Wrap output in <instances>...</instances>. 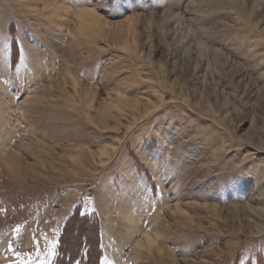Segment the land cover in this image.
<instances>
[{
  "label": "rangeland",
  "instance_id": "1",
  "mask_svg": "<svg viewBox=\"0 0 264 264\" xmlns=\"http://www.w3.org/2000/svg\"><path fill=\"white\" fill-rule=\"evenodd\" d=\"M232 1L0 0V264H264V0Z\"/></svg>",
  "mask_w": 264,
  "mask_h": 264
},
{
  "label": "bare ground",
  "instance_id": "2",
  "mask_svg": "<svg viewBox=\"0 0 264 264\" xmlns=\"http://www.w3.org/2000/svg\"><path fill=\"white\" fill-rule=\"evenodd\" d=\"M233 1H235V2H236V1H240V2L244 3L243 0H242V1H241V0H233ZM233 1H232V2H233ZM240 2H239V3H240ZM233 3H234V2H233ZM235 4H236V3H235ZM244 4H245V3H244ZM245 5H246V4H245ZM131 25H132V26H131ZM130 27H132V30H134L133 23H130ZM183 97H184V96H183Z\"/></svg>",
  "mask_w": 264,
  "mask_h": 264
}]
</instances>
